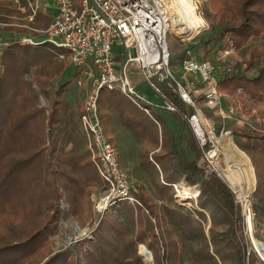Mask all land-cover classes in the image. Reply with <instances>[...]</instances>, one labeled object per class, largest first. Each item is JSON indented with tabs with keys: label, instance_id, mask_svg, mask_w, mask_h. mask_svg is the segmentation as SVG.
<instances>
[{
	"label": "rangeland",
	"instance_id": "obj_1",
	"mask_svg": "<svg viewBox=\"0 0 264 264\" xmlns=\"http://www.w3.org/2000/svg\"><path fill=\"white\" fill-rule=\"evenodd\" d=\"M167 1L169 9H173L171 15L174 18H180L182 11L179 10L181 9V5L178 0ZM193 2L197 16L200 20L204 21V24L198 28L199 32L194 36H192L193 30H189V28L187 29L188 32L178 30L177 33L173 31L168 35L167 41L172 54L171 67L173 68L172 63L180 61L188 54H192L197 58H207L214 62L217 66V80L229 75L240 74L244 75L247 79L256 77L258 66L264 65V34L250 39L244 46L238 49L232 45L229 34H226L220 41H217L218 34L225 25L231 28V25L238 22L237 18H231L227 23L223 24V21H226L232 13L230 0H193ZM22 5V3H17L16 0H0V57L3 50L13 43L24 46L39 45L40 43L38 42L43 39L42 30H45L52 20L51 13L54 12V9H48V14L38 13L31 20L29 19L30 12L25 10ZM184 33L192 34L181 38L180 34ZM23 38H30L33 43L29 41L22 42ZM62 53L65 55L64 58L59 57ZM62 53L57 55L53 66L49 69L50 77L43 87L44 93L41 92L39 85L33 79L34 74L39 69L38 67H30L24 78L31 84L33 91L37 93L36 107L44 109L47 118L55 107L56 101H59L58 107L62 106L61 103L67 104L68 107L60 114V117H66L69 125L77 127L84 140V144L80 145V148L84 153L88 154V158L91 161L87 147L88 140L79 123V114L84 97V86L79 84L81 70L70 64L66 51L63 50ZM121 54L122 50L116 48L115 55L118 60L122 58ZM251 57L254 58L252 62H257L259 65L250 67ZM3 69V66L0 64V75L3 73ZM63 83H65L64 92L60 96H57L56 92ZM250 87L253 88V85L251 84ZM253 89L257 91V89ZM138 90L150 102L157 101L164 105L162 100L155 96L148 84H140ZM220 92L223 94L224 105H232L235 108V112L229 118L223 120L214 115L210 110L202 108L203 114L207 118L211 119L216 126H224L225 129L231 130L232 135L231 138L228 136L222 139V142L225 144L221 146L225 155L221 156V160L218 161L220 162L218 168L222 170L223 177L219 171L213 174H217L228 185L235 197L236 204H238L239 218L234 224V236L244 246V264H264V213L262 210L264 205V159L255 155L250 149L245 148L249 154L242 149L243 145L249 140L244 133L256 136L251 138L249 142L254 146L260 143V136L264 135V98L259 92L258 94L257 92L256 94H252L250 91L242 88L230 91L220 89ZM99 96L101 104L103 103L106 107L114 105L122 113L121 122L126 129H124L125 135L121 137V147L119 146V149L123 158L129 157L131 159V174L133 178L139 180L137 174L138 171H141L150 190L157 191L161 188L159 185L161 175L164 176L168 183L180 178V174L173 167V158L176 152L178 150L181 151V157L193 158L195 155L186 145V140L193 143L199 153L196 159V163L198 164L200 152L196 141L188 129L180 126V122L174 114L168 112L165 108L158 109L154 107H148L149 112L145 113L119 89H102ZM176 107L182 109L184 105L180 100H177ZM47 121L48 119L45 120L46 124L48 123ZM57 131V128L46 130L47 135L44 142H41L37 147L31 144V138H29L24 128L20 129V132L17 131L19 132L18 142L14 146H9V152L19 148L24 149V145L29 144L32 150L42 151L32 168L28 171V177L44 173V159L51 165L50 169L53 172L57 160L62 156V153L71 150V142L66 140L58 141L55 153L51 154V150L53 149L52 140ZM151 147L158 148L157 152L154 151L149 154ZM30 154L31 152H28V155ZM247 176L251 182L248 203L241 196L247 192ZM57 185H60L58 190L61 195L59 201L56 202L60 211L58 219L48 222L52 214L55 213V208H42V221L43 223L48 222V226L52 232L47 234L46 240L40 245L36 253L25 259L22 264H44L48 258L62 252L66 253L68 264H88L87 252L91 249V241L94 239L96 228L107 212L100 214L95 209L96 200L102 195V181L100 179L97 182H91L86 185L77 194L73 203L69 202L59 178ZM136 187L137 189L140 188ZM169 187L166 186L165 189L167 190V195L171 196L172 191ZM186 191L187 197L194 193L191 190ZM164 204L182 211V208L174 206L172 196L170 198L167 197ZM192 205L194 206V202H192ZM136 206H142V204ZM158 208H156L157 215L155 213V215L151 216L147 209L144 207L141 209L145 225L148 226L150 222L153 225L154 231L162 236L163 241H170L172 239L178 243L181 248L179 264H194L191 255L197 246L196 240L189 239L182 245L176 236V230H172L170 226L166 225L162 208ZM113 209L110 212L118 216L117 209L115 207ZM185 211L191 215L196 225L199 223L202 225L207 236L211 237V234H213L221 240L219 244L221 248L230 244V223L220 212H214L211 204L207 205L203 211L206 218L202 223L193 214L191 209L187 208ZM194 212L196 213L195 210ZM212 215H215V217ZM118 217L120 220H123L121 216ZM140 245L149 250L145 244ZM140 245L138 246V254L142 257L143 262L145 264H153V257L150 260H146L143 257ZM223 251H229V254L227 252V260L223 262L216 258L218 264H236L233 250L223 249Z\"/></svg>",
	"mask_w": 264,
	"mask_h": 264
},
{
	"label": "trees",
	"instance_id": "obj_2",
	"mask_svg": "<svg viewBox=\"0 0 264 264\" xmlns=\"http://www.w3.org/2000/svg\"><path fill=\"white\" fill-rule=\"evenodd\" d=\"M230 2L232 13L223 24L231 18H237L238 22L231 25V28L225 25L216 40L220 41L229 34L232 45L238 49L250 39L264 34V0H230ZM62 52V49L49 43L36 46L13 43L3 50L0 57V64L4 68L0 75V264H22L25 259L36 253L46 240L47 234L52 232L48 222L58 219L60 213L56 203L61 196L58 190L60 185H57L58 178L71 203L86 185L100 180L88 154L80 148L84 140L77 127L69 125L66 117H60L68 107L67 104L61 103L62 106L58 107L59 101H56L47 118L44 109L36 107L37 93L24 78L30 67H38L33 79L44 93L43 87L50 77L49 69L53 66L57 55ZM252 58L249 66L259 65L257 62H252L254 61ZM251 84L257 91L250 87ZM64 87L65 83L60 85L56 92L57 96L64 92ZM236 88L248 90L252 94L259 92L264 98V65L258 66V74L252 79L240 74L218 80L219 90L230 91ZM167 99L176 105V95L167 93ZM46 119H48L47 124ZM22 128L26 130L31 138V144L35 147L44 142L46 130L57 128L58 131L52 140L51 154L55 153L58 141L66 140L72 143L71 150L62 153L57 160L53 172L50 169L51 165L44 159V173L28 177V171L42 153L39 150H32L30 144L24 145L25 151L19 148L9 152V146L17 144L18 133ZM244 134L249 140L247 139L242 149L245 152H247L245 148L250 149L255 155L264 159V135L260 136V143L254 146L249 142L256 136ZM186 145L194 152V157H181V151L178 150L173 158V167L188 184H199L197 204L200 208L206 209V206L211 204L214 212H220L228 220L230 244L221 248L219 246L221 240L213 234L211 237L207 236L202 225L200 223L196 225L189 213L163 203L160 207L163 210L165 223L172 230H176V236L182 245L189 239L196 240L197 246L191 255L194 264H218L217 259L225 262L229 251L227 254L223 249L233 250L236 264H244V246L234 236V224L239 218L235 197L217 174L207 178L203 176L202 169L196 163L199 153L190 141L186 140ZM28 152L31 154L28 155ZM169 188L172 191L171 187ZM236 189L239 191L238 188ZM159 194L162 199H166L173 193L168 196L167 190L164 189ZM137 198L142 206L134 207L125 201L115 206L118 216L123 220L110 212L114 210L113 208L105 213L96 228L91 249L87 252L88 264H145L138 254L140 244H145L151 251L153 264H179L181 248L178 243L172 239L163 241L162 236L154 231L153 225L149 222L147 226L143 220L141 209L144 207L150 216L155 215L157 203L143 188L138 189ZM44 207L55 208V213L48 222L43 223L41 211ZM262 210L264 213V205ZM196 214L202 223L206 215L198 210ZM44 264H68L67 255L65 252L59 253L48 258Z\"/></svg>",
	"mask_w": 264,
	"mask_h": 264
},
{
	"label": "built area",
	"instance_id": "obj_3",
	"mask_svg": "<svg viewBox=\"0 0 264 264\" xmlns=\"http://www.w3.org/2000/svg\"><path fill=\"white\" fill-rule=\"evenodd\" d=\"M16 1L30 12L31 20L38 13L48 14V9H54L52 20L42 30L43 39L38 43H49L66 51L70 64L81 70L79 84L84 86V97L79 123L103 184L102 195L95 203L98 213L123 201L132 206L141 205L138 189L120 164L116 147L102 124L98 107L102 89L121 90L145 113L149 112L148 107H159L176 114L196 141L200 152L197 165L203 176L207 178L219 171L218 161L224 155L219 140L231 138V130L216 126L203 114L202 108L223 120L233 115L235 108L223 103L213 61L188 54L179 61L178 72L172 69L167 38L173 32L174 17L167 0ZM198 32V29L193 31L192 36ZM192 33L180 35L183 38ZM28 41L33 43L30 38L22 39V42ZM116 48L122 50L120 60L115 55ZM143 83L148 84L164 105L152 103L139 93L137 86ZM167 93L176 95L184 108L168 102ZM160 182L171 187L175 207L191 209L199 220L194 210L203 212L204 209L197 204L198 183L190 185L184 178L168 183L162 175ZM184 189H194L196 195L184 197Z\"/></svg>",
	"mask_w": 264,
	"mask_h": 264
},
{
	"label": "crops",
	"instance_id": "obj_4",
	"mask_svg": "<svg viewBox=\"0 0 264 264\" xmlns=\"http://www.w3.org/2000/svg\"><path fill=\"white\" fill-rule=\"evenodd\" d=\"M178 63H179V61H176L175 63H172L173 64L172 65L173 66L172 69L175 72L179 71ZM131 77H132L131 79H134V76H131ZM138 87H139V85L137 86V88ZM146 99H148V98L146 97ZM177 100H178V98H177ZM167 101H168V99H167ZM152 103H159V102L154 101ZM98 107H99V111H100L102 124H103V126L105 128V131H106L107 135L109 136V138L112 140V142L114 143V145L116 147L117 155H118V159L120 161V164L129 173V175H130V177L132 179L133 176L131 174L132 173L131 172V167H132L131 166V163H132L131 159L129 157L123 158L122 154H121V151L119 149V146L121 147V145H120L121 137L125 135L124 129H126L125 126L121 122V114L122 113L120 112L119 108H117L114 105H109L108 107H106V105H104L103 103L101 104L100 103V96H99V100H98ZM154 108L164 109V108H159V107H154ZM168 112H170V111H168ZM170 113H172V112H170ZM172 114H174V113H172ZM174 115L178 118V120L180 122V126L182 128H185V126L182 123L181 119L176 114H174ZM135 143L139 145V143H137L136 141H135ZM232 144L234 145V143H232ZM157 150H158V148L151 147L150 150H149L150 151L149 154L154 152V151L157 152ZM140 154H138V155H140ZM219 164H220V162H218V165ZM253 172H254V168H253ZM137 175L139 176V180L133 178V182L135 183V185L140 187V188H143L147 192V194L151 197V199L154 200L157 203V205L159 207L158 209H160V206H161L160 204H163L165 199L161 198L159 192L163 191L165 189V186L162 185L161 182L159 181V185L161 186V188H159V190H157V191H152L148 187L147 181L143 178L141 171H138ZM254 176H255V174H254ZM183 178L184 177L180 175V178L178 180H181ZM178 180H176V181H178ZM153 194L156 195V196H154Z\"/></svg>",
	"mask_w": 264,
	"mask_h": 264
},
{
	"label": "bare ground",
	"instance_id": "obj_5",
	"mask_svg": "<svg viewBox=\"0 0 264 264\" xmlns=\"http://www.w3.org/2000/svg\"><path fill=\"white\" fill-rule=\"evenodd\" d=\"M178 2L181 5V9H179V10L182 12H181L180 18H174L173 19L172 30L175 33H177L178 30L179 31H182V30L187 31V29L189 28V30L192 29L193 31H195L198 28H200L201 27L200 18L197 16V14L195 12L196 10H195V4H194L193 0H178ZM172 10L173 9H169L170 14H172ZM225 138H222V139H225ZM219 144H220L221 150L223 151L222 146H221V144H223L222 140H219ZM224 155H225V153H224ZM219 173L223 177L222 170L220 168H219ZM191 190L194 193H193V195H191L189 197H194L196 195V192L194 189H191ZM250 190H251V182L247 176V192L245 193V195H241L243 197V199L246 201V203H248V196H249ZM183 192H184L183 193L184 197H187V191L184 189ZM140 250L143 254V257L146 260L151 259V257L146 252V249L143 248L141 245H140Z\"/></svg>",
	"mask_w": 264,
	"mask_h": 264
},
{
	"label": "water",
	"instance_id": "obj_6",
	"mask_svg": "<svg viewBox=\"0 0 264 264\" xmlns=\"http://www.w3.org/2000/svg\"><path fill=\"white\" fill-rule=\"evenodd\" d=\"M146 252L148 253V255L152 258L151 252L149 250H146ZM139 253V252H138Z\"/></svg>",
	"mask_w": 264,
	"mask_h": 264
},
{
	"label": "clouds",
	"instance_id": "obj_7",
	"mask_svg": "<svg viewBox=\"0 0 264 264\" xmlns=\"http://www.w3.org/2000/svg\"><path fill=\"white\" fill-rule=\"evenodd\" d=\"M200 24L203 25L204 24V21L203 20H200Z\"/></svg>",
	"mask_w": 264,
	"mask_h": 264
}]
</instances>
